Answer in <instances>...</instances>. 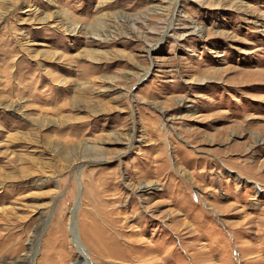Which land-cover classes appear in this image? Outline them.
Returning a JSON list of instances; mask_svg holds the SVG:
<instances>
[{
	"label": "rangeland",
	"instance_id": "1",
	"mask_svg": "<svg viewBox=\"0 0 264 264\" xmlns=\"http://www.w3.org/2000/svg\"><path fill=\"white\" fill-rule=\"evenodd\" d=\"M0 264H264V0H0Z\"/></svg>",
	"mask_w": 264,
	"mask_h": 264
},
{
	"label": "bare ground",
	"instance_id": "2",
	"mask_svg": "<svg viewBox=\"0 0 264 264\" xmlns=\"http://www.w3.org/2000/svg\"><path fill=\"white\" fill-rule=\"evenodd\" d=\"M74 215H75V207H74L73 214H72V220H71L72 224L70 225V231L72 233L73 238H75L74 244H75L76 248L78 249V251L86 253V250L82 249L83 246H82V244H80V240L78 238V234L76 231L77 230V224H76L77 219L74 220Z\"/></svg>",
	"mask_w": 264,
	"mask_h": 264
},
{
	"label": "water",
	"instance_id": "3",
	"mask_svg": "<svg viewBox=\"0 0 264 264\" xmlns=\"http://www.w3.org/2000/svg\"><path fill=\"white\" fill-rule=\"evenodd\" d=\"M79 200L77 201V204L75 205V215H74V220H76V216H77V211H78V204Z\"/></svg>",
	"mask_w": 264,
	"mask_h": 264
}]
</instances>
